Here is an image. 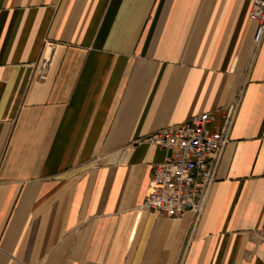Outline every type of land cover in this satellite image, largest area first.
Returning <instances> with one entry per match:
<instances>
[{"label":"crops","instance_id":"obj_1","mask_svg":"<svg viewBox=\"0 0 264 264\" xmlns=\"http://www.w3.org/2000/svg\"><path fill=\"white\" fill-rule=\"evenodd\" d=\"M253 0H0V264H264ZM235 107L207 207L144 212L147 141Z\"/></svg>","mask_w":264,"mask_h":264},{"label":"built area","instance_id":"obj_2","mask_svg":"<svg viewBox=\"0 0 264 264\" xmlns=\"http://www.w3.org/2000/svg\"><path fill=\"white\" fill-rule=\"evenodd\" d=\"M249 18L257 23L254 42L258 45L264 35V0H253ZM234 115L235 107L223 110L219 132L207 128L214 116L205 113L148 137V142L167 151V157L162 164L151 167L141 206L144 212L165 218L190 214L194 225L201 220L229 142Z\"/></svg>","mask_w":264,"mask_h":264}]
</instances>
